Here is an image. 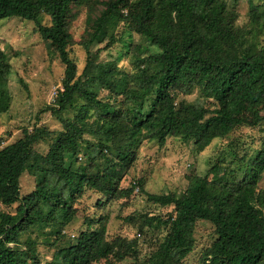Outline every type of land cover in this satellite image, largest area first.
Segmentation results:
<instances>
[{"label":"trees","instance_id":"1","mask_svg":"<svg viewBox=\"0 0 264 264\" xmlns=\"http://www.w3.org/2000/svg\"><path fill=\"white\" fill-rule=\"evenodd\" d=\"M249 5V21L239 26L228 0H0V19L33 22L66 66L52 107L62 129L36 125L0 149V204L6 207H0V264L39 263L32 235L45 229L54 245L80 213L83 196L95 195L102 206L130 198L136 187L144 191L140 180L120 186L144 139L161 145L170 136L193 140L200 153L242 127L262 135L241 169L216 162L181 193L146 192L149 202L173 206L170 214L125 218L141 221V233L166 230L147 258L137 238L109 239L106 217L99 216L87 217V228L63 241L50 264H264V3ZM81 10L87 58L79 74L70 47ZM127 34L134 41L133 69L102 57L125 45ZM133 34L153 52L141 54ZM11 68L0 53V114L10 108ZM195 92L198 98L188 100ZM41 141H49L47 153L37 149ZM26 175L35 185L22 195ZM200 223L213 227L208 243L197 238Z\"/></svg>","mask_w":264,"mask_h":264},{"label":"rangeland","instance_id":"2","mask_svg":"<svg viewBox=\"0 0 264 264\" xmlns=\"http://www.w3.org/2000/svg\"><path fill=\"white\" fill-rule=\"evenodd\" d=\"M228 1L230 5L236 7L238 12L237 24L245 26L249 21V0ZM254 1L259 5L264 3V0ZM85 18L86 11L81 10L78 17L73 20L71 28L74 43L70 47V54L78 65L79 74L82 73L87 58L86 50L80 44L85 30ZM35 28L36 25L33 22L20 18L0 19V53H6L12 67L8 78V88L11 94L10 108L7 112L0 114V138L4 139L0 149L21 138L24 129H32L36 125L46 127L51 131L62 129V124L52 114V107H54L59 89L63 87L66 66L58 56H52L47 43ZM125 28L126 31L127 27ZM133 37L141 54L153 52L154 49L149 41L137 34H133ZM125 41V45L117 43L103 52L102 57L119 59L121 67L133 69L128 52L130 46H134V41L129 37ZM105 44L106 42L100 46L103 47ZM195 98H198V92L187 96V99L191 101ZM261 135L258 128L242 127L236 129L229 137L216 139L200 153L195 152L193 140L183 142L178 137L170 136L166 143L161 145L144 139L136 149L135 159L124 171L120 186L121 188L131 187L140 180L145 192L141 191L138 186L139 188L136 187L130 198L116 199L102 206L95 205V195L83 196L78 202L80 213L73 223L64 229L63 238H58L54 245H52L54 236L45 234V229L34 232L32 238L38 239L39 263L37 264H50L58 246L63 241L67 238L74 239L81 230L87 228L85 223L87 217L99 216L106 217L109 239L117 236L137 238L140 243L141 258H147L156 248L158 239L166 233V230H157V232L150 230L141 233L139 230L141 221L133 223L125 218L133 215L138 219L140 215L147 213L168 215L174 208L149 202L146 192L151 194L181 193L189 186L194 175L204 176L216 162L226 166L227 169L239 170L250 155L254 154ZM48 143L49 141H41L37 149L47 153ZM34 185L35 179L26 175L22 179V195L30 193ZM259 186L264 189V172ZM0 207L6 209L1 204ZM15 208L9 210L15 211ZM212 230L211 224L200 223L197 230L198 240L208 243ZM24 238L28 237L24 236ZM200 251L201 248L196 249L197 254L191 258V262H196ZM131 262V259H127L119 264H131ZM95 264H107V262L102 261Z\"/></svg>","mask_w":264,"mask_h":264}]
</instances>
